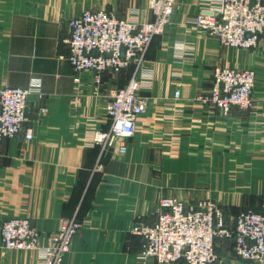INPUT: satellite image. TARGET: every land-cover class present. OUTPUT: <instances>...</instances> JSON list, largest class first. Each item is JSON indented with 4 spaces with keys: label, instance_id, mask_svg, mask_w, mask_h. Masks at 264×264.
I'll use <instances>...</instances> for the list:
<instances>
[{
    "label": "crops",
    "instance_id": "crops-1",
    "mask_svg": "<svg viewBox=\"0 0 264 264\" xmlns=\"http://www.w3.org/2000/svg\"><path fill=\"white\" fill-rule=\"evenodd\" d=\"M199 5L176 0L170 23L152 38L149 104L119 154L88 140L108 128L105 104L133 66L105 72L97 84L91 71L72 70L64 40L68 21L85 10L124 18L136 8L149 20L148 0H0V88L39 82L43 93L29 95L24 129L32 138L0 142V226L26 216L43 247L62 220L75 218L81 226L61 264H161L139 259L143 241L130 232L136 221L156 220L161 197L213 200L227 226L241 210L264 214V37L251 49L223 46L189 22ZM182 44L191 53L177 58ZM215 65L254 70L252 108L224 116L193 100L208 93ZM214 248L213 264H260L236 257L230 240ZM39 252L6 251L0 238V264H41Z\"/></svg>",
    "mask_w": 264,
    "mask_h": 264
},
{
    "label": "built area",
    "instance_id": "built-area-1",
    "mask_svg": "<svg viewBox=\"0 0 264 264\" xmlns=\"http://www.w3.org/2000/svg\"><path fill=\"white\" fill-rule=\"evenodd\" d=\"M176 0H148L149 20H141L139 10L132 8L124 18L103 9L85 10L68 21L69 33L64 40L65 56L72 70L93 73L99 83L101 74L118 73L133 66L128 83L118 88L105 104L109 120L106 130H96L89 144L102 151L116 148L119 154L127 150L126 140L134 135L137 118L148 107L146 92L153 83L152 71L145 67L146 52L152 38L161 35L174 13ZM189 22L214 36L223 46L251 49L264 37V3L261 0H200L197 13ZM191 49L177 46V58H184ZM78 80V77H75ZM255 72L250 68L215 65L208 93L193 100L226 116L232 108L253 107ZM43 96L40 83L26 88H0V142L3 138L23 135L29 140L32 130L24 129L27 121L29 95ZM174 99L180 91H174ZM40 113L47 111L39 108ZM224 212L214 201L199 199L193 204L168 198L160 199L153 223L136 221L130 232L142 238L141 260L158 263L213 264L218 255L216 238L233 241L235 254L243 260L264 264V214L252 209L241 210L233 225L224 223ZM81 223L75 218L61 221L47 234L45 246H39L40 233L26 216L5 219L0 226L1 246L7 251L38 250L41 264H61Z\"/></svg>",
    "mask_w": 264,
    "mask_h": 264
},
{
    "label": "rangeland",
    "instance_id": "rangeland-1",
    "mask_svg": "<svg viewBox=\"0 0 264 264\" xmlns=\"http://www.w3.org/2000/svg\"><path fill=\"white\" fill-rule=\"evenodd\" d=\"M127 143V142H126ZM168 199V198H166V197H161V198H159V200H158V205H159V201H160V199ZM171 198H174V197H171ZM174 199H177V198H174ZM178 200H181V201H184L185 203H188V204H193V203H195V202H197L198 200H195V201H186V200H182V199H178ZM213 201V200H212ZM216 203V202H215ZM217 204V203H216ZM218 206H219V204H217ZM219 207H221V206H219ZM222 208V207H221ZM222 210H223V208H222ZM157 211H158V206H157ZM223 212H224V210H223ZM224 216H225V212H224ZM156 217H157V214H156ZM11 218V217H10ZM224 218V217H223ZM235 218V217H234ZM234 218H233V220H234ZM8 219V218H7ZM233 220H232V225H233ZM32 223V222H31ZM224 223H225V221H224ZM33 225V224H32ZM35 227V226H34ZM57 229V228H56ZM55 229V230H56ZM40 233V232H39ZM78 233V232H77ZM41 235V234H40ZM76 236V235H75ZM74 236V237H75ZM215 240H217V241H219V242H222L223 240H228V239H222V238H216ZM230 241H232V240H230ZM214 244H215V241H214ZM2 247V246H1ZM5 250V249H4ZM214 250H215V248H214ZM7 251V250H6ZM232 251H233V253H234V255L236 256V257H238L236 254H235V252H234V249H233V241H232ZM238 258H240V257H238ZM218 260V259H217ZM216 260V261H217ZM250 261H253V260H250ZM156 262V261H155ZM156 263H158V262H156ZM161 264H164V263H161Z\"/></svg>",
    "mask_w": 264,
    "mask_h": 264
},
{
    "label": "trees",
    "instance_id": "trees-1",
    "mask_svg": "<svg viewBox=\"0 0 264 264\" xmlns=\"http://www.w3.org/2000/svg\"><path fill=\"white\" fill-rule=\"evenodd\" d=\"M246 210V209H245Z\"/></svg>",
    "mask_w": 264,
    "mask_h": 264
}]
</instances>
